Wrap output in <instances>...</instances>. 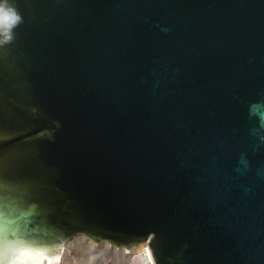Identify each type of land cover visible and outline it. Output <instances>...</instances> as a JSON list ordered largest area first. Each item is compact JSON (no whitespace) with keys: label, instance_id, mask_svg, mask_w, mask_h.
<instances>
[{"label":"water","instance_id":"95a60500","mask_svg":"<svg viewBox=\"0 0 264 264\" xmlns=\"http://www.w3.org/2000/svg\"><path fill=\"white\" fill-rule=\"evenodd\" d=\"M8 3L0 264L78 235L264 264V0Z\"/></svg>","mask_w":264,"mask_h":264},{"label":"rangeland","instance_id":"374dc122","mask_svg":"<svg viewBox=\"0 0 264 264\" xmlns=\"http://www.w3.org/2000/svg\"><path fill=\"white\" fill-rule=\"evenodd\" d=\"M144 248V242L130 249H124L106 242L96 244L78 235L66 242L55 264H150L146 259Z\"/></svg>","mask_w":264,"mask_h":264},{"label":"clouds","instance_id":"9594fccd","mask_svg":"<svg viewBox=\"0 0 264 264\" xmlns=\"http://www.w3.org/2000/svg\"><path fill=\"white\" fill-rule=\"evenodd\" d=\"M21 22V15L8 3V0H0V45L13 41V29Z\"/></svg>","mask_w":264,"mask_h":264},{"label":"bare ground","instance_id":"6f19581e","mask_svg":"<svg viewBox=\"0 0 264 264\" xmlns=\"http://www.w3.org/2000/svg\"><path fill=\"white\" fill-rule=\"evenodd\" d=\"M148 244H149V240L144 242V247H145L144 248V252H145V249L149 250ZM64 247H65V244L63 242L61 247L59 248V250L57 251V253L55 255H51V256L42 258V259L38 260L37 262H35L34 264H55L58 261V259L60 258L61 254H62V252L64 250ZM145 256H146V259L148 260V262L150 264H153L152 261L149 260L148 255L146 254V252H145ZM57 257H58V259H57Z\"/></svg>","mask_w":264,"mask_h":264},{"label":"snow or ice","instance_id":"6c2138e0","mask_svg":"<svg viewBox=\"0 0 264 264\" xmlns=\"http://www.w3.org/2000/svg\"><path fill=\"white\" fill-rule=\"evenodd\" d=\"M11 240H12L11 237H6V238H5V242H11ZM33 246H36V245H33ZM145 252H146V254L148 255L149 260H151V259H152V255H151L150 250L145 249ZM23 257H24V253H21V254L17 257V259L21 261V264H28V260L23 259ZM57 259H58V257H57Z\"/></svg>","mask_w":264,"mask_h":264}]
</instances>
